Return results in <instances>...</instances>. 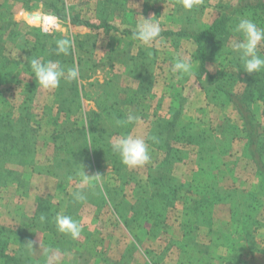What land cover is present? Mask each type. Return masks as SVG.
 Returning <instances> with one entry per match:
<instances>
[{
	"label": "rangeland",
	"instance_id": "374dc122",
	"mask_svg": "<svg viewBox=\"0 0 264 264\" xmlns=\"http://www.w3.org/2000/svg\"><path fill=\"white\" fill-rule=\"evenodd\" d=\"M54 1L65 19L42 6L44 0H0V20H9V28L16 31L11 40L0 41L4 57L12 61L7 70L0 68V100L17 106V113L24 101L28 104L24 124L34 139L30 166L36 167L34 171L19 156L6 157L5 167L13 173L0 178V264H7V257L13 264H264V189L240 118L218 90L222 83L225 90H238L242 84L214 79L222 69L235 74L236 60L219 50L220 58L206 66L211 81L199 73L195 45L188 38L163 36L142 44L130 34L91 31L68 20L74 15L95 23L105 19L133 32L139 16L154 17L161 33L201 32L222 5L239 1L199 0L191 10L183 8L182 0ZM32 15L53 18L58 28L44 31ZM38 34H60L73 41L65 66L79 67L75 81L62 80L51 91L36 83L30 60L43 61L49 55L40 48L31 54L25 49L35 46ZM78 42H83L82 49ZM131 57L153 64L154 97L151 92L136 97L139 80ZM190 57V73L172 70L176 59ZM73 83L82 95L78 110L70 112L68 104L58 101L73 98ZM106 93L110 98L101 105ZM116 102L123 105L118 116L122 125L117 126L121 132L108 141L112 145L124 135L129 113L137 115L126 135L148 143L150 161L143 166L128 168L111 147L105 152L82 140L87 113ZM251 108L264 137V104L253 100ZM167 123L173 132L168 133ZM12 129L0 125L2 134L13 135ZM150 130L163 135L156 132L153 141ZM57 146L65 151L59 153ZM71 150L76 158L66 154ZM210 189L220 197L213 203L206 202ZM76 193L85 199L77 201ZM246 213L254 233L240 230L238 221ZM57 214L78 222V238L57 230ZM18 230L28 235L17 237Z\"/></svg>",
	"mask_w": 264,
	"mask_h": 264
},
{
	"label": "trees",
	"instance_id": "16d2710c",
	"mask_svg": "<svg viewBox=\"0 0 264 264\" xmlns=\"http://www.w3.org/2000/svg\"><path fill=\"white\" fill-rule=\"evenodd\" d=\"M238 1L239 2L236 5L232 3L226 6L222 5L217 17L205 30L201 32H192L181 29L177 32L160 33V36L156 39H159L163 36H176L190 39L195 45V55L199 63V73L205 74L206 76L208 75L207 77L211 81L213 80V77L206 70V66L208 65V63H215L217 59L220 58V51L225 53L226 57L231 56L236 60V65H234L236 68L235 74L228 72V69H222V71H218L217 76L214 79L224 82L231 81L233 86L235 85L234 81L241 82L242 84V87H240L238 90H225L226 83H222V85H219L218 90L224 91L223 93L228 96L230 103L232 104L235 112L240 118L242 131L247 134V137L249 139L248 150L250 157L253 160L252 163L255 167L256 174L260 177L261 187L264 189V137L263 135H259L258 133V129H260L261 126L255 119V115L251 108V103L253 102V100L259 101L260 103L264 104V70L253 74L245 73L243 71V62L240 58V54L233 51V44L242 39L240 34L235 31V27L241 18L250 19L255 22L259 28H264V0ZM42 6H47L48 10L52 12V14H54L56 17H58V19L66 18V16L61 13L59 7L56 5V1L54 0H44V2H42ZM68 20L70 25L72 26H80L91 31L102 30L106 34L110 33L111 31L120 32L122 33V35L132 34L131 31L119 30L115 25H112L105 19L100 20L99 23H95L91 20L83 19L78 15H74L71 18L69 17ZM9 26V20H0V41L2 40V38H10L16 33V31L12 30V28H9ZM59 38L64 37H61L60 34H38L35 46L28 50L25 49V53H36L40 48L42 53L49 55V59L47 57L43 61L59 60L61 64L66 65L68 62V60H65L66 55L57 56L54 52L55 40ZM50 39L52 40L49 41ZM47 43H49L48 47H46ZM82 48L83 42H78V49ZM69 51H72V48H70ZM4 54L5 49L2 45L0 46V68H2L3 70H7V67L12 64V61L4 57ZM258 54L261 57H264V42L260 43ZM131 58L134 60V68L132 72L139 80L138 92L136 93V97H138L139 99H143L148 97V95H146L148 92L152 93V88L155 84V79L153 78L152 73L153 64L150 65V62L147 61H143L139 64L138 57ZM70 88V91H72V94L74 95L73 98L70 101H67L68 99L66 98L63 100H59L58 102L62 105L68 104V110L72 112V108H74L75 110H78L79 108V101H77V99L79 98V95H82V89L81 87H77L75 83L71 84ZM151 96L154 97L153 93L151 94ZM0 101V125L5 124L13 128V135L0 133L1 178L4 176H9L13 173L5 167L7 156H19L24 164H29L30 166L34 164L30 163L35 157V150L33 145H31V143L34 142V139L33 137H30L31 132L30 130L28 131L26 129V126L24 124V122H26L25 118L28 117V115L25 113L27 111L28 104H26L24 101L20 106L19 113H17V106L15 107L10 105V103L6 99H1ZM120 107H123V105L119 106L118 102H116L114 105H108L98 112L93 111L87 113V124L86 127L83 128L86 130L82 140H85L87 138V143L91 142L93 146H96L97 148L100 146L102 151L108 152L109 148L111 147V144L108 140L112 138L114 134H118L120 129H118L117 126L122 125V123H117L118 116L120 115ZM129 125L130 124L127 122L124 124L123 128H126V132L124 133V135L130 132ZM166 126L168 129V133L173 132V125L167 123ZM70 132L74 133L75 129H70ZM86 133L87 135H85ZM72 139H74V135H72ZM74 141L78 140L75 139ZM57 151L59 153H62L65 150L62 149L61 146H57ZM66 154H71V157L76 158V154L72 150L66 151ZM30 158L31 161H29ZM31 168L36 171L35 165H33V167ZM161 178L164 177L161 176ZM210 191L211 189L208 192L210 195V199L208 198L206 202L213 203L214 201L219 200V195L216 193H210ZM102 202L104 204L105 200H102ZM241 217H243L242 220L238 221L240 230L242 232H246L248 230L250 231L251 226L254 224V222L251 220V216L249 215V213H246ZM250 232L254 233L255 231ZM16 234L17 237H25L28 235V233H25L22 230H18ZM7 262V264H13V262H10V259L8 257Z\"/></svg>",
	"mask_w": 264,
	"mask_h": 264
},
{
	"label": "clouds",
	"instance_id": "9594fccd",
	"mask_svg": "<svg viewBox=\"0 0 264 264\" xmlns=\"http://www.w3.org/2000/svg\"><path fill=\"white\" fill-rule=\"evenodd\" d=\"M198 2L199 0H182V6L186 10H191ZM153 18L145 19L139 16V22L134 25L131 39L142 44H148L158 38L161 33V27ZM235 31L240 34L242 39L233 44V51L240 54L243 62V71L247 74H253L264 70V57L258 54V45L264 42V28H259L250 19L241 18L235 27ZM72 43L73 41L70 38L56 39L55 54L57 56L67 55ZM193 63L192 57L188 60L176 59L172 70L179 74H188L192 71ZM30 70L35 77L36 83L42 89L49 91L57 89L62 80L72 82L80 75L78 66L67 67L61 64L59 60L42 61L40 58H32L30 60ZM138 119L137 115L129 113L126 117V122L131 124ZM111 150L119 155L121 163L128 168L143 166L150 161L149 145L143 138L131 135L120 136L111 145ZM83 176L85 180L88 179L86 175ZM94 178L99 181L102 177L97 173ZM74 196L77 201L85 199L80 193H76ZM55 225L59 232L72 238H78L81 234L80 225L69 215L57 214L55 216Z\"/></svg>",
	"mask_w": 264,
	"mask_h": 264
},
{
	"label": "built area",
	"instance_id": "2783aa9c",
	"mask_svg": "<svg viewBox=\"0 0 264 264\" xmlns=\"http://www.w3.org/2000/svg\"><path fill=\"white\" fill-rule=\"evenodd\" d=\"M45 17H42L41 16V21H40V24L42 26V28L44 29V31H47V32H50L51 30H56L58 28V22L53 19V18H50V17H47L46 19H50L51 21H48L45 22L43 19Z\"/></svg>",
	"mask_w": 264,
	"mask_h": 264
},
{
	"label": "crops",
	"instance_id": "0c3cea01",
	"mask_svg": "<svg viewBox=\"0 0 264 264\" xmlns=\"http://www.w3.org/2000/svg\"><path fill=\"white\" fill-rule=\"evenodd\" d=\"M93 82V81H92ZM97 82L95 81L94 82V84L93 85H95ZM115 85H112V90H110V92L111 93H114L115 91V88H113ZM138 86H139V81H138ZM133 91V90H132ZM109 92V91H108ZM154 94H156L155 92H154ZM104 103L103 104H101V105H104V104H106L107 103V99H108V97L110 98V96H108V94L106 93L105 95H104ZM157 97H158V95H157ZM93 102V105H94V108L97 106V105H95V104H97L94 100H92ZM87 104H88V102H86ZM89 103H91V102H89ZM99 105V104H98ZM157 131H154V130H150V138H154V136H155V133H156ZM162 131H159V132H157L158 133V135H163V133H161ZM145 138H146V136H145ZM153 141H155V138L154 139H152Z\"/></svg>",
	"mask_w": 264,
	"mask_h": 264
},
{
	"label": "water",
	"instance_id": "95a60500",
	"mask_svg": "<svg viewBox=\"0 0 264 264\" xmlns=\"http://www.w3.org/2000/svg\"><path fill=\"white\" fill-rule=\"evenodd\" d=\"M32 20L36 21V22H40L41 21V16L40 15H32Z\"/></svg>",
	"mask_w": 264,
	"mask_h": 264
},
{
	"label": "bare ground",
	"instance_id": "6f19581e",
	"mask_svg": "<svg viewBox=\"0 0 264 264\" xmlns=\"http://www.w3.org/2000/svg\"><path fill=\"white\" fill-rule=\"evenodd\" d=\"M43 20H44L45 22H47V20H48V21H51L50 19H46V18H44Z\"/></svg>",
	"mask_w": 264,
	"mask_h": 264
}]
</instances>
